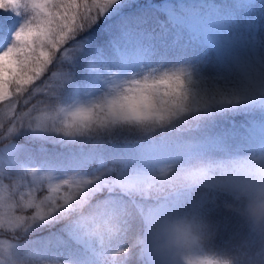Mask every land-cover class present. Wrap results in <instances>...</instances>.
Returning a JSON list of instances; mask_svg holds the SVG:
<instances>
[{
    "label": "rangeland",
    "instance_id": "374dc122",
    "mask_svg": "<svg viewBox=\"0 0 264 264\" xmlns=\"http://www.w3.org/2000/svg\"><path fill=\"white\" fill-rule=\"evenodd\" d=\"M174 1L172 11L177 12L179 6L185 5L199 13L201 18L196 32L176 33L162 18H147L141 14L143 3L138 0H117L108 12L100 16L104 20L129 7L141 14L132 25L136 41L135 55L125 63L120 73L115 69L112 75H116L119 81L149 69L181 64L190 66L199 85L194 89L196 99L208 104L210 111L202 113L196 122L219 131L217 144L205 152L180 158L174 163L161 164L145 175H114L102 160H96L93 167L80 172L59 173L55 171L56 166L47 167L44 161H37L27 151L19 161L25 174L22 180L15 179L9 171L17 170L15 155L19 150L35 146L38 150L51 145L73 150L85 143V137L80 132L55 130L58 114L52 106L61 96L63 88L56 83H62V80L55 83L52 79L53 85L45 77L38 97L33 95L36 91V87L32 88L34 80L13 99L0 102V173L11 176L14 183L8 186L0 177L1 228L24 231L40 228L43 223L51 225L63 215L79 209L94 192L107 189L110 191L107 196L111 208L103 215L99 225L89 231L86 239L87 246L102 251L104 258L95 260L87 254L86 264H146V258L137 245L140 216L131 197L122 194L121 189L149 196L193 184L190 192L198 195L196 199L193 202L186 199L182 205L171 208L168 217L190 222L203 238L207 251L220 255L235 252L247 233L244 218L235 210L240 205L238 193L234 187L225 185L211 190L207 184L217 176L225 179L235 169L241 172L251 161H264V17L261 16L260 0ZM250 3H255L256 7H248ZM171 10L164 11L171 16ZM233 14L241 19L253 17L250 26H226L229 16ZM216 17L225 23L213 26L212 21ZM27 19L23 8L18 13L15 11V14L8 10L0 11V27L8 32V38L0 43V49L7 46L11 32ZM91 24L89 19L81 16L74 26H70L71 31L63 29L67 34L59 50L41 65L40 72L31 75L40 77L45 74L47 66L52 62L55 64L56 60L60 67L51 68L49 75L50 78H62L68 62H77V54L88 44L92 45L88 36L78 33ZM186 27L190 28L187 24ZM30 89L33 94L28 98ZM108 89V85H100L86 100L95 102ZM225 94H233L236 98L234 101L240 95L239 105L258 101L252 110L262 124L255 135H249V138L230 130L229 117L218 110L225 102ZM46 97H52V100L49 102ZM193 104H196L193 108L200 113L195 107L197 103ZM253 122L254 119L250 124ZM21 136L27 137L29 144L16 140ZM10 137L14 139L8 140ZM31 203L35 209L26 214L24 209ZM32 248V241L28 239L14 241L0 236V264H19L22 255ZM60 253L61 250L56 249L48 261L57 262Z\"/></svg>",
    "mask_w": 264,
    "mask_h": 264
},
{
    "label": "trees",
    "instance_id": "16d2710c",
    "mask_svg": "<svg viewBox=\"0 0 264 264\" xmlns=\"http://www.w3.org/2000/svg\"><path fill=\"white\" fill-rule=\"evenodd\" d=\"M138 1L143 3L141 14L147 18L152 16L161 18L162 16L168 26L175 29L176 33L190 32L183 26L182 21H188L195 28L200 24L201 17L194 8L180 6L179 12L175 14L181 21L173 23L161 15L158 8V5L162 3L170 8L173 5L169 2L170 0ZM141 14L129 7L118 15L110 16L104 20L98 15L95 22L90 20L92 26L80 29L78 32L88 36L92 45L88 44L80 54H77V62H68L64 67L62 78L57 76L50 78V69L60 67L56 60L55 64L52 62L47 66L45 74L35 78L32 88L36 87V91L33 94V90L30 89L27 94L28 98L32 94L39 96L45 77H48L50 81L53 79L55 83L62 80V83H56L63 88L61 96L52 106L58 114L55 130L65 131L66 129L80 132L85 137V143L81 147H74L73 150L65 149V146L52 145L44 146L38 150L35 149L37 146L19 150L15 155L17 170L9 171L10 174H13V178L22 180L21 177L25 171L19 161L27 151L34 155L37 161H44V165L47 167L56 166L55 171L59 173L89 169L99 159L108 165L114 175L148 174L151 169L159 167L160 164L174 163L180 158L205 152L211 149L212 145L217 144L220 137L219 131L215 127L210 129L196 122L202 117V113L210 112L208 104L200 103L199 99H195L194 103H197L195 107H198L200 113H197L198 111L193 108L196 104H192L184 110L166 113L158 120L143 124L101 120L98 115L93 113L91 105L94 101L86 100L87 97L91 92L100 88V85L106 84L110 87L117 82L116 75L113 77L112 72L114 74L115 69H118V73H120L125 63L135 55L133 50L136 41L133 38L132 25ZM6 35L7 33L0 27V43L3 41V37H7ZM200 35L201 33L199 37ZM45 62L46 60H41V65ZM115 65L118 68H114ZM53 81L51 82L54 85ZM43 92H46L45 89ZM239 98H241L240 95L234 101L236 98L233 94H225L223 96L225 104L222 103L218 110L231 119L232 131L245 134L247 137L255 135L262 124L255 113L251 112V107L256 105V102L239 105ZM46 100L50 102L52 97H46ZM253 119H256L255 124H249ZM13 139L10 137L8 140ZM16 140L25 145L30 142L27 137L22 136ZM239 173L235 169L233 174L226 176L225 179L217 176L207 185L211 190L222 188L225 185L233 187V180ZM0 177L7 182L8 186L14 185L11 176L0 173ZM192 187L193 184L174 187L164 193L149 196L124 189H121L120 192L129 195L138 210L140 216L139 234L142 237L150 222L167 217L171 208L181 205L182 201L186 199L193 202L198 195H192L190 192ZM109 192L107 189L94 192L79 209L63 215L51 225L43 223L40 228H30L24 231L0 227V236L15 241L27 239L32 241L34 248L22 255L19 264H86L87 254L95 260H102L103 252L98 249H90L84 242V238L89 237V231L99 225L103 220V215L111 208L107 196ZM32 203L24 209L26 214L34 211L35 206ZM55 249H60L62 252L58 261L54 263L46 261ZM75 251H80V253L76 254Z\"/></svg>",
    "mask_w": 264,
    "mask_h": 264
},
{
    "label": "clouds",
    "instance_id": "9594fccd",
    "mask_svg": "<svg viewBox=\"0 0 264 264\" xmlns=\"http://www.w3.org/2000/svg\"><path fill=\"white\" fill-rule=\"evenodd\" d=\"M5 10L15 14L8 5L0 9ZM23 10L36 23L32 11ZM198 86L188 65L149 69L112 84L91 108L101 120L149 123L192 105ZM233 187L240 201L235 210L247 225V233L234 253L207 251L203 238L190 222L162 217L150 222L144 236L137 240L146 264H264V161L249 162L234 178Z\"/></svg>",
    "mask_w": 264,
    "mask_h": 264
},
{
    "label": "snow or ice",
    "instance_id": "6c2138e0",
    "mask_svg": "<svg viewBox=\"0 0 264 264\" xmlns=\"http://www.w3.org/2000/svg\"><path fill=\"white\" fill-rule=\"evenodd\" d=\"M115 3L117 0H0V9L8 5L18 13L26 8L36 17V23H32L26 11L27 21L11 32L7 46L0 49V102L13 99L35 80L31 73L41 71V60H49L66 37L67 33L61 29L71 31L70 26L81 16L95 22L98 15L103 16ZM248 7L254 9L256 4L250 3ZM260 8L264 17V0H260ZM252 19L233 14L226 26H250ZM219 23L225 22L219 17L212 21L213 26Z\"/></svg>",
    "mask_w": 264,
    "mask_h": 264
},
{
    "label": "bare ground",
    "instance_id": "6f19581e",
    "mask_svg": "<svg viewBox=\"0 0 264 264\" xmlns=\"http://www.w3.org/2000/svg\"><path fill=\"white\" fill-rule=\"evenodd\" d=\"M71 196H69L68 198H70Z\"/></svg>",
    "mask_w": 264,
    "mask_h": 264
}]
</instances>
